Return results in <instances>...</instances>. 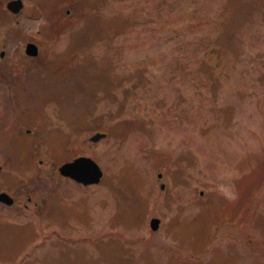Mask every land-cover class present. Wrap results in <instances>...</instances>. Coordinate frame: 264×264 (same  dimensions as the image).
<instances>
[{
    "label": "rangeland",
    "instance_id": "374dc122",
    "mask_svg": "<svg viewBox=\"0 0 264 264\" xmlns=\"http://www.w3.org/2000/svg\"><path fill=\"white\" fill-rule=\"evenodd\" d=\"M10 1L0 186L34 202L0 264H264V0ZM77 156L99 185L60 178Z\"/></svg>",
    "mask_w": 264,
    "mask_h": 264
},
{
    "label": "water",
    "instance_id": "95a60500",
    "mask_svg": "<svg viewBox=\"0 0 264 264\" xmlns=\"http://www.w3.org/2000/svg\"><path fill=\"white\" fill-rule=\"evenodd\" d=\"M24 7L23 0H12L8 4L7 8L11 10L15 14L21 13V10ZM27 54L34 57L39 54L38 47L36 44H29L27 46ZM4 56V54H3ZM106 134H96L92 137L94 142H99L102 138H105ZM61 173L63 176L73 178L79 183H83L84 185H93L99 184L101 180L104 178L101 166L91 158L88 157H81L74 162L69 164H64L61 167ZM162 178V175H160ZM165 188V186H163ZM3 197V196H2ZM161 223L160 219H153L151 222V228L154 231H158L160 229L159 225Z\"/></svg>",
    "mask_w": 264,
    "mask_h": 264
},
{
    "label": "flooded vegetation",
    "instance_id": "af4514ba",
    "mask_svg": "<svg viewBox=\"0 0 264 264\" xmlns=\"http://www.w3.org/2000/svg\"><path fill=\"white\" fill-rule=\"evenodd\" d=\"M30 133H31V130H28L27 134H30ZM4 150L5 149H3L2 152L0 153V165L2 168L1 169L2 172L0 173V179H3L5 176H7L6 175L7 170L5 169L6 168L5 159L1 158V154L3 153ZM76 158H78V156ZM60 178H64V177L61 176ZM64 179H67L70 181L72 180L74 182L73 179H68V178H64ZM18 189H20V187H18L17 190ZM15 190L16 188L11 189L9 184L3 187L0 186V220L30 218L28 217L27 214L30 210L31 205L34 202L32 196L27 197L28 199L26 198L27 201H25L26 199L20 193V191L18 193H15ZM36 211L38 212L39 216H43L44 211H42V209L36 210Z\"/></svg>",
    "mask_w": 264,
    "mask_h": 264
}]
</instances>
